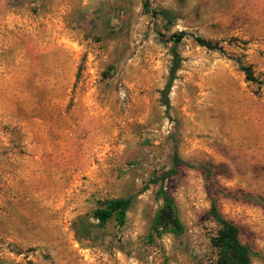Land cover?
Wrapping results in <instances>:
<instances>
[{"label": "rangeland", "instance_id": "rangeland-1", "mask_svg": "<svg viewBox=\"0 0 264 264\" xmlns=\"http://www.w3.org/2000/svg\"><path fill=\"white\" fill-rule=\"evenodd\" d=\"M149 1L172 19L144 0H0L1 261L214 264L213 196L264 264V0ZM175 147L185 229L158 235ZM128 196L126 223L100 225Z\"/></svg>", "mask_w": 264, "mask_h": 264}, {"label": "trees", "instance_id": "trees-1", "mask_svg": "<svg viewBox=\"0 0 264 264\" xmlns=\"http://www.w3.org/2000/svg\"><path fill=\"white\" fill-rule=\"evenodd\" d=\"M143 4L146 10L152 12L154 15L160 14L168 20L172 19L173 15L168 9H152L149 0H144ZM187 34L188 33L186 31L182 30L173 35V37L177 42H179ZM195 39L200 45L207 46L209 48H214L215 46L211 43V41L206 40L201 36H196ZM181 61V55L176 49H174L169 80L162 93V102L166 106L167 110H169L171 106L169 93L177 76V71L180 67ZM238 62L240 68L246 74L247 79L258 82L252 68L249 65H245L240 60H238ZM173 160V166L155 181L159 182L160 180V187L156 192V196L162 201V205L158 209L152 225L154 233L158 235H160L164 230H171L176 234H181L185 229L184 223L179 214L176 200L165 188L164 181L167 177L175 175L181 165H189L190 163L182 159L176 147L174 148ZM132 203L133 197L129 196L107 199L103 201L101 206L94 210L93 214L102 226L111 219H114L118 225H124L127 221V213ZM210 213L215 222L218 224V230L211 239L213 246L217 249V260L214 264H252L251 246L242 241L240 227L223 215L220 211L216 197L213 196L211 197ZM86 224L87 223H84V229L87 228ZM0 264L9 263L0 260Z\"/></svg>", "mask_w": 264, "mask_h": 264}]
</instances>
